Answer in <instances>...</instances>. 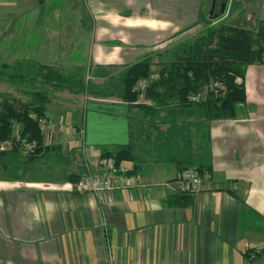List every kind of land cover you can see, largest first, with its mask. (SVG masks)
Wrapping results in <instances>:
<instances>
[{"label":"crops","instance_id":"obj_1","mask_svg":"<svg viewBox=\"0 0 264 264\" xmlns=\"http://www.w3.org/2000/svg\"><path fill=\"white\" fill-rule=\"evenodd\" d=\"M221 1L0 0V50L68 71L60 66L64 48L81 45L101 84L146 56L158 69L169 50L204 26V13L209 24L226 19L231 0L223 13ZM255 1L253 22L242 7L229 22L264 21V0ZM216 9L221 18H209ZM193 25L196 31L181 37ZM245 91L235 117L180 119L170 133L173 116L138 110L113 93L79 116L75 98L56 97L54 110L47 98L58 136L49 144L64 152L69 126H82L84 141L71 142L63 161L32 162L29 172L48 161L37 175L0 177V264H264V61L247 65ZM138 102L153 105L146 96L132 105ZM124 144L133 150L132 160L121 162L133 186L96 195L65 186L86 171L103 172L95 162ZM177 163L202 169L198 192L172 190Z\"/></svg>","mask_w":264,"mask_h":264},{"label":"trees","instance_id":"obj_2","mask_svg":"<svg viewBox=\"0 0 264 264\" xmlns=\"http://www.w3.org/2000/svg\"><path fill=\"white\" fill-rule=\"evenodd\" d=\"M207 15L204 13L201 17L204 26L199 32L185 37L168 51V58L158 67L157 73L151 71L153 57L146 56L123 68L119 74L122 83L120 92L117 91L119 98L138 110L164 112L170 119L173 116L172 122L167 120L169 133L178 129L180 119L185 125L190 117L203 121L235 117L237 107L246 101L247 65L264 61V21L254 26L224 19L209 24ZM218 16L217 12L209 18ZM24 65L13 66L12 73L6 78L1 69L0 80L3 78V81L19 85L38 82L42 86L52 84L55 89L67 88L63 83L69 79L63 77L58 68L28 60ZM152 73L157 77L150 78ZM141 79L147 80L144 95L153 101L151 106L132 105L138 99L135 85ZM215 79L223 82L224 89L212 87L204 99L191 97ZM80 87L84 88V85ZM32 95L33 100L23 102L8 92H0V166L5 170L10 164H21L26 171L32 162L44 158L51 149L56 155L60 151L59 145L49 144L51 140L46 138L40 124L41 119H50L45 113L46 93L37 91ZM104 156L121 163L132 160L133 150L130 144L118 145L115 152ZM177 166H182L179 171L186 167L182 163ZM197 170L203 172L200 168Z\"/></svg>","mask_w":264,"mask_h":264},{"label":"rangeland","instance_id":"obj_3","mask_svg":"<svg viewBox=\"0 0 264 264\" xmlns=\"http://www.w3.org/2000/svg\"><path fill=\"white\" fill-rule=\"evenodd\" d=\"M256 3L257 2L255 0H253V2H252V0H231V7L229 8L230 12L228 11L225 14V17H226L225 20H227L228 22L232 21L234 15H238L237 12H239L240 8L242 7L243 15L245 17H248L247 19L249 22H253V15L251 12H252L253 6L256 7ZM212 15L213 14H211V16ZM218 18H221V16H218L217 19ZM53 26L57 27V25H53ZM193 27H195V25L190 27V29L189 28L186 29L184 32H187V33L181 34V37L193 34L196 31L195 29L197 28V27L196 28H193ZM181 32L183 33V30ZM4 42H6V40ZM19 42L20 41H17L16 45ZM50 42L51 43L54 42V36L51 37ZM161 47H162V49H158V50H163V48L165 46H161ZM64 51H65V54L63 57H61V59H63L64 63H62L60 66L64 67V69L68 70V71H64L62 69L61 70L58 69V70L61 73V75H63V77L65 76L69 80H67L66 83H63V84L67 85V88L58 90V89H55L52 84L49 85L46 83H44L43 86L41 85V83H38V82H35L34 84H31V83L27 84L26 83V84L19 85L16 83L11 84L7 81H3V78H6V76L8 74L12 73V67L13 66L25 67L24 64L26 63L27 60L17 58L14 55H12L11 49L4 50V51L0 50V70L3 69L2 75H4V77L0 80V92H8L13 97L18 98L19 100H21L23 102H28V101H31L34 99V96L32 95L33 92L42 91V93L43 92L46 93V96L48 99L50 97L51 107L53 108V110L55 108V105L60 106L59 101H57L56 97H58V98H62V97H64V98L69 97L70 98V97H72V98L76 99L75 104H74V110H77L78 116L80 115L81 112L84 114L85 110H88V108L91 107L92 102L98 101L99 99L97 97L101 98L102 103H106L108 101L107 98L110 94L113 93V95L118 96L117 91L120 92V89L122 88V83L120 82V76H119V74L121 72H119L118 76L113 77L110 80L106 79V80H104L103 83L98 84L97 82H95L96 80L92 79L93 75L95 74V71L91 67H89V62L87 60V57H84V55H83L84 49L81 47V45L74 46V48H72L71 46L66 47V48H64ZM167 58L165 57V60H167ZM78 63H81V64H78ZM77 65H78V69H76V70H78V71H75V69L74 70L69 69L70 67H77ZM79 67H81V68H79ZM151 71H153V72L155 71V73H157V69L156 70L152 69ZM244 81H245V78H244ZM39 82H40V80H39ZM147 84L148 83H146V85ZM80 85H84V88H81ZM213 85H218L222 89H224V87H225L221 80H217V79L212 80L211 85H209L208 87H204L202 90L200 89L202 92L201 99H204L207 97V95L209 94V91L212 89V87H210V86H213ZM135 86H136L135 91H137V93L139 94L138 99H139V97H140V99L142 97H145L144 88L137 85V84ZM213 87H216V86H213ZM70 88L72 89V91L70 90ZM133 90H134V88H133ZM98 91H99V93H98ZM196 93H193L194 97H196L195 96ZM99 94H102L103 96H101ZM191 97H193V96H191ZM138 99H137V101H138ZM66 104H68V102ZM61 105L65 106L63 101H62ZM69 105L71 106V104H69ZM64 108H66V107H64ZM54 136L58 137L55 135V133L53 134V138H54ZM70 147L71 148L73 147L71 142H70L69 146L68 145L64 146V152L60 149V151L57 155H56L55 151L51 149L52 151L50 150V153L47 154L44 158L53 157V159L63 161L62 159L66 158V154H67L66 152L68 151V149ZM45 161H47V159H44V160L37 163L38 166L40 165L39 167H42V169L38 170L39 172H43V168L45 167ZM53 161L54 160H49V162L51 164L53 163ZM56 164L58 166L59 165L61 166V164H59V163H56ZM195 168H197V167H195ZM38 171H37V169H35V171H32V172H29V169L24 171L23 168H21V164H17V165L16 164H10V165H8V168L6 170L0 166V177H10V178L18 177V178H20L23 176H27V173L29 175H37L39 173ZM39 176H41V174H39Z\"/></svg>","mask_w":264,"mask_h":264},{"label":"built area","instance_id":"obj_4","mask_svg":"<svg viewBox=\"0 0 264 264\" xmlns=\"http://www.w3.org/2000/svg\"><path fill=\"white\" fill-rule=\"evenodd\" d=\"M156 75L152 73L150 78H154ZM146 79L138 81L137 85L144 88L146 85ZM218 86V85H213ZM211 86V87H213ZM202 92L196 93V97L193 99L199 100ZM40 124L45 130L46 138L52 137L55 132V123L52 119H41ZM84 137V129L82 126H70L63 135L65 145L70 142H82ZM84 141V140H83ZM102 163L104 165V171L99 173H92L86 171L75 181H69L65 183V186L73 189L77 192L99 194L106 191H113L123 187L133 186L135 179L130 173L129 167L122 163H117L111 157L98 159L95 164ZM204 175L195 167H185L177 175L176 181H173L172 190L176 193L191 194L198 192L203 184ZM259 251L251 252L249 257L255 258Z\"/></svg>","mask_w":264,"mask_h":264},{"label":"water","instance_id":"obj_5","mask_svg":"<svg viewBox=\"0 0 264 264\" xmlns=\"http://www.w3.org/2000/svg\"><path fill=\"white\" fill-rule=\"evenodd\" d=\"M227 0H222L220 3V13H223L226 7Z\"/></svg>","mask_w":264,"mask_h":264}]
</instances>
